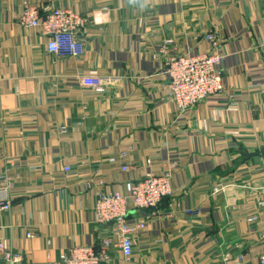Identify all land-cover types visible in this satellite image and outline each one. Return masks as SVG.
I'll list each match as a JSON object with an SVG mask.
<instances>
[{"label":"crops","instance_id":"obj_1","mask_svg":"<svg viewBox=\"0 0 264 264\" xmlns=\"http://www.w3.org/2000/svg\"><path fill=\"white\" fill-rule=\"evenodd\" d=\"M25 4L87 16L83 53L49 54L42 30L23 23ZM167 41L170 54L216 45L225 91L178 111L163 74ZM262 147L264 0H1L0 177L12 209L0 212V241L22 264H61L69 248L105 239L108 264H259L264 160L246 155ZM168 171L172 196L128 216L146 228L125 260L96 198Z\"/></svg>","mask_w":264,"mask_h":264},{"label":"built area","instance_id":"obj_2","mask_svg":"<svg viewBox=\"0 0 264 264\" xmlns=\"http://www.w3.org/2000/svg\"><path fill=\"white\" fill-rule=\"evenodd\" d=\"M26 9L22 17L23 23L28 27L40 28L47 38L46 50L49 54L59 59L78 57L83 53V45L78 39V33L90 24V19L84 14L68 9L57 8L44 16H40L37 7L25 4ZM92 10V21L103 9ZM1 15V0H0ZM206 39L214 42L213 35H207ZM170 41L164 43L162 54L167 56L164 63L163 74L167 77L168 95L170 100L180 112L188 111L196 107L207 98L222 94L225 91L223 82V57L214 49L207 53H168ZM108 85L109 82L104 83ZM103 87L97 92L103 93ZM126 156V153H122ZM150 164V162H147ZM16 166V163H12ZM246 168V167H245ZM243 168V169H245ZM128 166L122 170L127 171ZM71 168L66 166L65 173ZM171 173H148L139 181L130 186L128 194L120 191L112 193H100L94 204V212L101 224H111L120 235L117 248L121 251L125 260L133 256V244L130 236L139 230L146 228L144 220H138L134 224L128 222L131 211H149L157 209L162 201L173 194L171 186ZM255 190L264 189V181ZM9 187L3 185L0 177V212L8 213L12 209V201L9 196ZM253 190V189H252ZM257 216L249 219L256 222ZM29 234L28 237H32ZM264 238V236H263ZM112 243L105 239L99 249L87 246H74L61 253V264H108L111 259ZM242 257H238L241 259ZM0 262L2 264H22V258L5 248L0 241ZM259 264H264V253L260 256Z\"/></svg>","mask_w":264,"mask_h":264},{"label":"water","instance_id":"obj_3","mask_svg":"<svg viewBox=\"0 0 264 264\" xmlns=\"http://www.w3.org/2000/svg\"><path fill=\"white\" fill-rule=\"evenodd\" d=\"M261 159L264 160V147L246 155V160L251 161L252 163H259Z\"/></svg>","mask_w":264,"mask_h":264}]
</instances>
